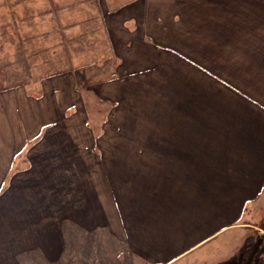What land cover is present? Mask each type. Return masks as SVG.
<instances>
[{"label":"crops","instance_id":"0c3cea01","mask_svg":"<svg viewBox=\"0 0 264 264\" xmlns=\"http://www.w3.org/2000/svg\"><path fill=\"white\" fill-rule=\"evenodd\" d=\"M52 2L111 108L96 130L76 70L0 93V264H264V0L0 8Z\"/></svg>","mask_w":264,"mask_h":264},{"label":"trees","instance_id":"16d2710c","mask_svg":"<svg viewBox=\"0 0 264 264\" xmlns=\"http://www.w3.org/2000/svg\"><path fill=\"white\" fill-rule=\"evenodd\" d=\"M52 3L53 5L49 8H33L32 4L31 9L28 8V11L24 10V5L16 9H11L10 7L0 8V21H2V24L11 20L10 25L16 27L17 30H20V28L24 30L23 34L20 31V33L15 35V40L4 39L3 41L0 39V48H4V44L8 43V45L6 44L9 47L8 50H12L11 54H6L5 52V54L0 56V69L12 66L21 72L19 77H14L10 85L8 84L4 88L18 85L28 86L29 81L38 82L39 79L40 82L41 78L50 77L63 70L54 69L52 64L55 59H60L61 56L67 54V46L62 38V31L70 23L66 22L63 24L60 18L58 22L60 8L55 2ZM30 4L28 3V7ZM20 12L23 14H19ZM13 17L17 18V20ZM22 24L23 26L19 28L18 25ZM25 26H27V30ZM29 28L32 30H29ZM55 36H57L56 40H54ZM61 51L63 53L60 56L59 53ZM44 70L46 71L43 72ZM36 71L39 72L38 76H35ZM105 264L120 263L111 262Z\"/></svg>","mask_w":264,"mask_h":264},{"label":"rangeland","instance_id":"374dc122","mask_svg":"<svg viewBox=\"0 0 264 264\" xmlns=\"http://www.w3.org/2000/svg\"><path fill=\"white\" fill-rule=\"evenodd\" d=\"M42 1V0H40ZM67 1V0H64ZM9 2V1H7ZM31 5H29L28 8L31 9ZM11 6H13V4H11ZM74 12H76L74 14ZM16 13V11H15ZM79 9L76 10H72L71 12H67L66 16L68 15L69 19H73V17H80L81 15H79ZM19 14H23V13H19ZM65 16V17H66ZM64 15H62V20L65 18ZM11 18V17H10ZM14 18V17H13ZM17 20V18H14ZM13 19V20H14ZM15 21V20H14ZM10 21H6L5 24L0 23V39L4 41V39H8V40H15V35H17L18 33H20V31L23 34V31L20 27L23 26L22 25H18V27L20 28V30H17L16 27H14L13 25H10ZM17 22V21H16ZM2 24V25H1ZM5 26V27H3ZM29 26V25H27ZM27 26H25L26 30H27ZM48 26H50V24H48ZM29 30H32L31 28H29ZM27 32V31H26ZM3 33V34H2ZM30 34V33H28ZM66 34V41L64 40V43L66 42V46L67 48V54L64 55L65 56H61V54L63 53L61 51L60 56L61 58L59 59H55L53 61L54 65V69H63L61 71H59L58 73L54 74H60L61 72H66V71H73L76 70L75 72V81H76V87L77 89H79L82 94L83 97L85 99V103H86V107L89 110V116L91 115L92 118H95L94 122H91V124L94 126V128L96 130H98L99 128H101V124H104V121L106 119V113L108 112V110H110L111 105L109 103H105L106 101H104V97H103V92L106 90L104 88H102L100 85H102V83L104 81H106L107 79L111 78L112 76H115V73L113 74V69H114V62H112L111 59L108 60L109 57L105 58L102 57L100 58L97 63L92 62L93 60H90V57H87V59H85L87 61V63H81V59L83 60L84 57H80V59H76L74 56V51L76 49H78L80 46H82L83 41L81 40L80 36L78 35L77 31L74 29H70L68 32H65ZM57 39V36H55L54 40ZM8 45V43H6ZM6 44H4V48H0V56L5 54H11L12 50H8L9 47L6 46ZM8 56V55H7ZM1 58V57H0ZM46 70H44L43 72H45ZM21 72L16 69V67H12V66H8V67H4L3 69H0V93L4 92L5 90H9L10 87H6L4 88L6 85H10V82L13 80L14 77L16 76H20ZM39 72L36 71L35 76H38ZM120 75L123 74V72L119 73ZM125 74V72H124ZM52 75V76H54ZM44 77V76H43ZM51 77V76H50ZM48 78V77H44L40 79H38L37 81H29L28 86H24V85H18V86H14L11 88H16V87H20V89L25 93L26 96H28L29 98L32 99H41V96H43V91L45 92V89L43 87V82L44 80ZM13 83V82H12ZM106 88V87H105ZM131 92H133V90L129 91V93L125 94L126 97L128 96H137V93L135 94H131ZM27 97V98H28ZM103 97V98H102ZM103 99V101H102ZM74 109H68L66 111V115H70L71 113H73ZM77 123L78 121H72V125L74 123ZM145 126V125H144ZM131 264H155L152 262H149L145 259L142 258H134V261Z\"/></svg>","mask_w":264,"mask_h":264}]
</instances>
